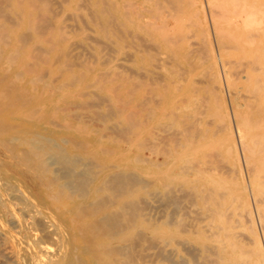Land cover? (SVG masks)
<instances>
[{
  "label": "bare ground",
  "instance_id": "bare-ground-1",
  "mask_svg": "<svg viewBox=\"0 0 264 264\" xmlns=\"http://www.w3.org/2000/svg\"><path fill=\"white\" fill-rule=\"evenodd\" d=\"M197 1L0 0V264H264V0ZM196 67L241 182L178 130Z\"/></svg>",
  "mask_w": 264,
  "mask_h": 264
},
{
  "label": "rangeland",
  "instance_id": "rangeland-1",
  "mask_svg": "<svg viewBox=\"0 0 264 264\" xmlns=\"http://www.w3.org/2000/svg\"><path fill=\"white\" fill-rule=\"evenodd\" d=\"M195 4L197 5V7H200V5H201L200 0H199V2L197 1V3H195ZM236 57L233 56L232 58H236ZM196 69H195L196 71L194 70L195 72L193 71V73H191V77H190L189 81L180 82V84L178 85L179 90L176 91L177 94L182 95L183 97H185L187 95V97H188V98L185 97V98H187L188 102H187V105L185 106V108L183 110L181 119L183 120L184 118H186L187 120L184 119V121L186 120L185 122L188 123L189 122L188 120L190 119V117H193V116L197 117V115H199L200 117L198 118V120L201 122V126H203L205 129H209L210 127H214V126L217 127L218 126L217 130H220V134H219L218 139H219V141L223 140V142H224L223 144H225V146H223V149H221V147L203 148L201 152L203 155H205L204 157L206 159H204V160L207 163L211 164L212 167H215L216 171L218 170V172H220V173L230 175L235 180H238L239 182H241L242 180L246 179L245 174L247 172H246L245 164L241 159L242 158V155H241L242 151H241V148L239 147V144L237 142L238 136H235V135H237L236 134L237 132H235L236 128L234 125V120H233V118H230V115H231L230 114L231 113L230 103L231 102L229 100L230 97L228 95V92H227V89L225 86V82L224 81L221 83L218 82V84H211L210 86H204L203 85V88H201L199 91L195 92L192 95L191 93H189L190 92L189 89H192V85L190 84V81L193 82L194 79L197 80V79L202 78L201 76L199 77V75L202 72V68L196 67ZM123 77H124V80L122 79V75L120 77L122 79V83L119 85L121 87V90L123 88H130L131 91H133L134 86H135V81L137 82V80H135V79L133 80V77L130 75H123ZM191 79H193V80H191ZM123 81H124V86H123ZM202 83H203V81H202ZM248 83H249L248 79L242 77L239 80V88L238 89L240 91L244 92V89L247 87ZM203 84H205V83H203ZM198 85H202L201 82ZM212 86H213V88H212ZM215 88H217L218 90ZM77 92L75 93V95L77 94ZM216 94L220 95V96L215 97ZM130 96L132 97L133 95H130ZM226 106H227V108H225ZM100 109L106 110V108H104V107H99V108L92 109L91 112L93 114L94 113L96 114L98 112H102V110H100ZM195 111H197V112H195ZM198 111H200L202 113H199ZM192 114H195V115H192ZM219 115L223 118L222 121H221L222 118ZM183 116H185V117H183ZM224 121H225V123H224ZM231 121H233V122H231ZM186 123L182 122L181 124H178V126H180L179 127L180 129L178 127H176V129L178 128V130H181L182 128H185L188 131H190V129L192 130L193 129L192 128L193 122L191 121L192 126L190 125V122L188 124H186ZM223 123L225 125L227 124L226 128H223L225 126L221 125ZM111 132L112 133H110L109 131L106 130L107 134H106L105 139L107 140V142H110L111 139L113 140V138L114 139H120V135H118V132L114 133L115 131L113 132V130ZM227 132H229V133L227 134ZM234 133H235L234 136L236 137V138L234 137L235 139L233 138ZM223 137L225 140L223 139ZM233 143L235 144V147H237V148H235L233 146ZM227 144H229L230 146ZM232 146H233V149L227 150L228 147L232 148ZM133 152H136V150H133ZM146 153L148 154V152H146ZM238 154L240 157L238 156ZM238 157L240 158L239 161H238ZM207 159H210V160H207ZM241 164H242V166H241L242 170L240 168ZM243 165H244V167H243ZM235 170L237 171V174H236V172L235 173L233 172ZM241 172H242V174H240ZM241 175L244 177H242ZM234 176H236V177H234ZM263 259H264V257H263Z\"/></svg>",
  "mask_w": 264,
  "mask_h": 264
}]
</instances>
